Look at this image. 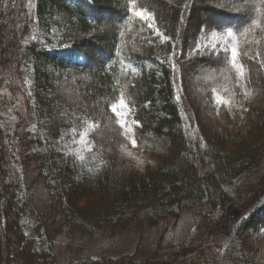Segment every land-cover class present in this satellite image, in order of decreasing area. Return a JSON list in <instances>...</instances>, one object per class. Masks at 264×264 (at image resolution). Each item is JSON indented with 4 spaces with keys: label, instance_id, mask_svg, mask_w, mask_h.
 I'll list each match as a JSON object with an SVG mask.
<instances>
[{
    "label": "trees",
    "instance_id": "16d2710c",
    "mask_svg": "<svg viewBox=\"0 0 264 264\" xmlns=\"http://www.w3.org/2000/svg\"><path fill=\"white\" fill-rule=\"evenodd\" d=\"M206 1L186 14L179 1L31 0L6 45L0 0V116L6 73L29 91L26 118L0 120V264H74L60 258L62 233L76 247L89 227L158 225L205 200L238 217L223 257L264 264V174L233 184L264 162V4L237 2L244 14L229 23L196 7ZM213 48H236L243 75ZM98 258L84 264H110Z\"/></svg>",
    "mask_w": 264,
    "mask_h": 264
},
{
    "label": "rangeland",
    "instance_id": "374dc122",
    "mask_svg": "<svg viewBox=\"0 0 264 264\" xmlns=\"http://www.w3.org/2000/svg\"><path fill=\"white\" fill-rule=\"evenodd\" d=\"M167 1L172 3L179 1L180 5L177 7L179 9L182 7V12H186V14H192L191 7L194 4L192 0ZM239 1L241 0L219 3V1L208 0L199 2L195 6L201 9L202 4L208 3L209 11L218 14L220 18L226 17L224 21L232 23L235 19H230V14H244L245 8L243 6L245 7V5H237ZM247 1L244 0L245 3ZM257 3L258 5L264 4V0H261L260 3L257 0ZM3 8L2 12L7 19V24H9L6 43L9 45L13 38L18 37L17 33L27 27L26 22L19 15V11L26 9L31 12L32 3L31 0H6ZM191 16L193 15L182 17L189 18ZM186 25L189 27L188 21H186ZM255 36L256 34L250 40H246L245 44L247 46L252 44L251 40H254ZM4 49L8 50L9 46L4 47ZM7 58H9L8 52L1 51L0 59ZM14 62L15 58L12 57L10 64H14ZM5 80H8V83L2 91L6 96V106L1 113L0 120H2L5 128L11 129L12 124H14L13 120H24L28 115L25 100L26 96H29V91L16 73H6ZM202 145L204 146V143ZM132 155L135 156L140 165L152 161L146 154L132 153ZM236 156L237 153L233 155V157ZM15 174L16 172L13 170V177ZM261 174H264V162L255 170L248 171L247 174L235 180L233 184L236 189L254 185L258 183ZM32 191L35 196L40 197L36 184ZM233 192L228 194L229 198L233 197ZM225 203L229 205L230 202L226 201ZM242 203L236 201L233 208H237ZM246 209L247 211L243 212V216L249 213V209ZM233 210L226 207L224 210L221 208L212 209L205 200L200 204L188 205L179 215L169 214L166 220L158 225H154L149 217H144L143 219H136L135 223L130 225L124 222L107 225V227H103L104 230L101 228L95 231V227H89L87 232L74 234L75 238L79 237L76 240L79 246L76 247L69 244V239L73 235L65 232L56 239L59 242L58 252L61 260L70 258L68 255L72 254L71 257L76 259L74 264L97 261L99 260L98 257L100 259L106 257L110 264H230L223 257L222 249L230 243L231 228L235 225L238 217L236 215L224 217L223 213ZM65 262L66 260L62 261L61 264Z\"/></svg>",
    "mask_w": 264,
    "mask_h": 264
},
{
    "label": "snow or ice",
    "instance_id": "6c2138e0",
    "mask_svg": "<svg viewBox=\"0 0 264 264\" xmlns=\"http://www.w3.org/2000/svg\"><path fill=\"white\" fill-rule=\"evenodd\" d=\"M137 15H139L141 18L144 17V12L143 10H141L139 13H137ZM151 26V25H150ZM229 35H231V33H229ZM213 52L215 53V48H213ZM226 53V59H228L234 67L237 68L238 71V75H243V65L239 64L238 60H237V54H238V50L236 48H231V49H221V53H215L218 58L221 54ZM175 55V53L173 54ZM241 87H243L244 85L241 84ZM250 95V93H248ZM124 101L121 99L120 101V105H124ZM111 110L113 113H116L117 115H120V113L118 112V105H112L111 106ZM125 123V122H122ZM137 126L140 127L141 125L139 124V121H137ZM83 135H87V132H85ZM131 143L133 144V146L136 145V140L133 139L131 141ZM82 158V157H81Z\"/></svg>",
    "mask_w": 264,
    "mask_h": 264
}]
</instances>
